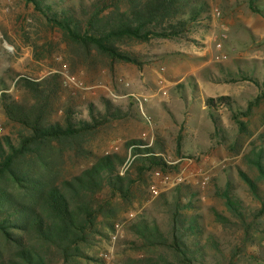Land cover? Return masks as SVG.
I'll return each instance as SVG.
<instances>
[{"label":"trees","instance_id":"obj_1","mask_svg":"<svg viewBox=\"0 0 264 264\" xmlns=\"http://www.w3.org/2000/svg\"><path fill=\"white\" fill-rule=\"evenodd\" d=\"M21 1L52 35L47 45L42 40L30 44L35 60L61 53L73 69L106 72L121 64L140 66L131 50L135 45L187 40L206 10L203 0H93L63 9L47 0ZM249 7L258 9L252 1ZM5 83L1 78L0 109L9 132L0 136V264H99L90 252L108 239L121 209L139 202L152 174L174 166L161 156L167 153L164 144L158 137L149 147L128 140L124 153L96 152L101 146L94 144L117 136L130 114L104 100V111L90 106L88 120L77 118L73 97L71 103L62 99L68 94L58 74L17 78L14 92L20 99L7 93ZM263 98L261 92L242 109L222 95L208 97L205 106L210 117L226 109L245 133L246 119ZM262 140L251 141L244 156L251 174L239 172L258 203L255 209L243 203L231 182L218 187L215 195L224 211L210 213L221 235L197 212V193L180 183L161 192L151 213L126 227L127 236L118 241L123 248L119 264H264Z\"/></svg>","mask_w":264,"mask_h":264},{"label":"rangeland","instance_id":"obj_2","mask_svg":"<svg viewBox=\"0 0 264 264\" xmlns=\"http://www.w3.org/2000/svg\"><path fill=\"white\" fill-rule=\"evenodd\" d=\"M92 1L47 0L56 9ZM203 1L206 10L187 40L135 45L131 50L138 54L140 66L121 64L116 65L115 72H106L101 68L73 69L61 53L53 59L35 60L30 44L42 40L47 45L52 35L41 25L43 22L32 7L21 0H0V79L6 82L10 96L20 97L14 92L19 77L39 79L61 75L68 94V98L62 99L71 103L69 96L73 97L77 118L88 120L90 106L104 111V100L132 116L133 120L128 125L122 124L117 136L96 142L94 145L101 146L96 152L124 153L128 140H142L149 147L158 137L167 152L161 156L174 164L164 174H152L139 202L136 200L133 207L121 209L108 239L97 242L90 252L92 257L101 259L99 264H119L122 260L123 248L118 246V241L127 236L126 227L138 216L151 213V203L165 192L159 188L161 180L189 185L197 193V212L211 231L221 235L224 231L210 213L211 209L224 211L215 195L218 187L231 182L235 194L246 206L252 209L258 206L239 172L251 174L244 163L250 142L263 136L264 144V98L250 119H246L245 133L239 132L226 109L210 117L205 100L229 96L235 108L244 109L261 92L264 94V0ZM251 1L258 8L256 11L250 9ZM53 38L58 41L57 37ZM144 115L152 125L140 129ZM0 117V136H3L9 130L1 109ZM129 159L128 156L125 164ZM122 168H119L121 174L128 167L124 171ZM154 188H158L155 189L158 195L154 194ZM117 224L120 229H116Z\"/></svg>","mask_w":264,"mask_h":264},{"label":"built area","instance_id":"obj_3","mask_svg":"<svg viewBox=\"0 0 264 264\" xmlns=\"http://www.w3.org/2000/svg\"><path fill=\"white\" fill-rule=\"evenodd\" d=\"M64 69L66 70V67H64ZM73 80V78H71V81ZM0 119H1V117H0ZM150 125H152V123H151V121H149L148 119H147V116H145L144 115V117H143V119L141 120V122H140V124H139V128L140 129H145L146 127H149ZM1 131H2V126H1V124H0V133H1ZM168 162V161H167ZM168 164H173V163H170V162H168ZM126 166H128V163H126L124 166H123V168H122V170L124 171L125 170V168H126ZM156 175H161V174H156ZM171 182H168V181H166L165 180V182L164 181H160L159 182V188L161 189V190H163V191H165V190H167V189H169V188H172V187H174L175 185H177V183H172V184H170ZM206 184V182H204V184L203 185H205ZM155 189H158V188H154V194L155 195H158V190H155ZM116 229H120V225L119 224H117L116 226ZM102 257H104L103 256V254L101 255Z\"/></svg>","mask_w":264,"mask_h":264}]
</instances>
